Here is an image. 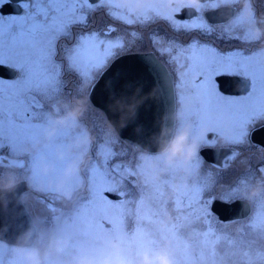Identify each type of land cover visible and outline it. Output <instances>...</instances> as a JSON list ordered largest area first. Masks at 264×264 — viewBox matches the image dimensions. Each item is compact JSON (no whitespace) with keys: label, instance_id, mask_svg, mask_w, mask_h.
Returning a JSON list of instances; mask_svg holds the SVG:
<instances>
[{"label":"snow or ice","instance_id":"obj_1","mask_svg":"<svg viewBox=\"0 0 264 264\" xmlns=\"http://www.w3.org/2000/svg\"><path fill=\"white\" fill-rule=\"evenodd\" d=\"M11 2L0 0V8ZM240 5L241 0L185 3L183 8L193 9L189 17L179 7L170 9L154 0H128L127 4L117 0H21L22 13L0 12V68L20 73L11 80L0 77V167L7 163L27 168L34 180L47 185L48 181L59 182L68 163L79 159V154L63 160L57 157L58 149L66 148L74 133L71 127L57 126L49 104L66 91L69 77L94 82L120 53L143 39L139 32L124 34L116 25L163 22L175 34L150 39L177 71L180 101L185 105L181 130L191 123V138L207 146L215 144L213 136L231 145L247 142L250 135L264 130V50H259L253 28L259 12L251 3L247 8ZM229 6L231 19L219 31L235 43L222 48L213 42L217 28L209 10ZM101 13L110 23L97 26ZM241 42L256 50H245ZM231 76L248 81L244 94L229 97L223 93L220 79ZM205 128L211 135H201ZM50 131L54 132L50 140L25 161L24 149L43 142ZM75 135L83 139L86 133ZM87 150L85 144L81 152ZM6 155L12 159L6 161ZM92 155L84 172L88 194L74 213L62 216L54 206L49 209L61 226V239L68 242L64 255L88 257L93 264L119 255L137 264L145 253L156 256L167 248L175 264H264V194L256 197L246 223L230 226L213 215L210 200L205 198L215 177L202 170L198 157L187 165L178 160L172 166L166 165L163 155L149 156L140 169L144 184L137 187L133 183L136 170L121 162L111 140L100 139ZM236 158L237 152L227 157L229 161ZM41 163L51 165L50 175H39ZM163 167L168 173L157 180ZM180 169L190 173L187 188L176 187ZM80 184V174H74L65 188L78 192ZM170 191L175 192L172 200L167 197ZM229 191L232 199L239 198V186ZM117 244L119 250L113 247ZM12 255L11 249L0 246V264H12Z\"/></svg>","mask_w":264,"mask_h":264},{"label":"flooded vegetation","instance_id":"obj_2","mask_svg":"<svg viewBox=\"0 0 264 264\" xmlns=\"http://www.w3.org/2000/svg\"><path fill=\"white\" fill-rule=\"evenodd\" d=\"M20 2L21 0H12L11 3L6 4L2 8H0V12L6 15L12 13L20 14L23 12V9L19 7ZM117 2L127 4L124 3L123 0H117ZM141 2L143 3L144 0H141ZM154 2L165 4L170 9H175L179 7L181 8V14L187 12L189 17H191V14L193 12V9L191 8L188 9L183 8V5L187 2L184 3L175 2L172 3L171 6H169L170 0H154ZM250 3L251 5H254V10L259 12L256 18V22L253 25V28L256 34H257V29L260 30L259 34H257V37L259 38V50H264V0H241L240 6L247 8L250 6ZM209 14L212 17V21L215 22V26L217 28V33L215 37H213V42L217 44V46L222 48L230 47L235 42L228 40V38L223 34H221L219 30L223 26L225 21L231 19V15H232L231 6L221 7L218 10L210 9ZM96 20H97V26H104L110 23L108 18L104 16L103 13L97 16ZM100 21H102L103 23L101 24ZM116 27L124 34H129L132 31L139 32L140 34H142L143 39L139 41H134L131 44V46L128 48V50L120 53L115 60L128 55H147L149 57H154L165 67L168 74L172 77L173 88H174V107H175V126H174L173 135H175L178 130H181L180 120H181L182 110L185 106L180 101V89L177 87V84L179 82L177 71L175 69V66L168 60L166 56L161 54V52L158 50V46L154 45L150 39V37H154V36H159L167 39L168 37H172L175 34L172 33L168 29L167 25L164 24L163 22H156L147 25H139V24H133L127 26L116 25ZM240 46L245 48V50H249V49L253 51L256 50L255 46L249 44L248 42H241ZM180 71L182 72L183 70ZM19 75L20 73L17 72L16 70L8 68V72L5 73V77H6L5 79H9V80L15 79ZM220 82L221 84L219 85V87L221 88L223 93L229 97H237L244 94L245 90L248 87V81L238 76L223 77L220 79ZM92 87L93 86L91 82L81 83L79 80L69 77V81L66 86V91L60 97H58L54 102H50L49 104L48 110L52 114V118L57 122L60 118L67 116L69 112H67L66 115L63 114V110L65 109L66 104H70L71 106H74L76 101L80 99L86 98L87 107H90L91 106L90 94ZM89 112L86 111L84 114H89ZM67 123L68 122L64 124L67 125ZM64 124H61V126H64ZM77 124H78L77 130L75 127L72 129L74 135L70 136L66 141V148H60L57 151V157L61 160L65 159L68 156H74L77 154H79V157H81V147H83L85 144L89 147L88 150L89 149L91 150L90 144L92 143L91 142L92 132H90V128H89L90 117L89 119H87V117L80 118ZM186 125H190L192 128L191 123H188ZM186 125H184V127ZM80 131L86 133V136L83 139L75 135V133ZM201 135L208 136L211 135V133L209 129L205 128L202 130ZM189 139L190 141L192 140L191 131H190ZM213 139L215 140V144L211 146L202 145L198 140L199 149H198L197 157L202 161V170L205 172L210 171L215 177V184L213 185L210 191L205 193V198L210 200L211 210L213 204L217 201L226 204L248 203L251 207V214H250L251 216L254 212L255 203L252 201V197L249 198L248 193H250L257 185H259L260 188L264 186V170H261L262 168H264V146L257 144L253 141V134L249 136L247 142L240 145L228 144L224 141L223 138L220 137L213 136ZM85 140H87V142L82 143V141ZM94 145L96 144L94 143ZM71 148H74V150H72ZM257 150H259L262 153V155L260 162L254 166L252 163V156L255 154ZM134 152H135V157L130 163H128V165L136 170L137 175L133 183L137 187H139L142 186L145 181V177L142 174H140V169L143 165L146 164L147 162L146 158L149 156L161 155V154L149 153L140 149L139 147L136 150H134ZM232 152H237V158L234 161H229L227 157ZM86 154L87 151H85L84 154L82 155L83 161L84 158L86 157ZM91 155L89 156L90 160L91 157H93V155L92 156ZM120 157H121V162L125 163V161L123 160V155H120ZM5 160L10 161L11 159L5 158ZM77 161L78 160H71L68 163L65 170H69V168L72 166H76L77 168L80 165V164L78 165ZM225 164L229 165V167L224 168L223 165ZM5 166L7 167V169L11 168V166H9L7 163L5 164ZM18 169L19 171L21 170V168L19 167ZM162 169H163V174L161 175V177H164L168 173V168L163 167ZM189 176L190 173L188 171H186L185 169H180L177 173L176 187L179 188L181 185H183L185 188H187L189 186L188 185ZM193 179H195V177H193ZM234 186H239L241 189L240 196L237 199H232L230 196L229 190ZM31 191L32 189L31 187H29V191L23 194L22 200L24 196ZM66 191L69 192V190ZM261 193L264 194V187L263 190H261L259 195H257L256 197L260 196ZM167 197L169 200L174 199L175 192L172 191L168 192ZM67 199H69V197ZM53 204L57 206L58 202L54 201ZM67 210L68 209L62 210V213L64 212L68 213ZM72 210H73L72 212L73 214L75 208H72ZM61 215L68 216V214H61ZM213 215L218 220L221 221L220 216L218 214L213 212ZM230 216L231 218H234L236 216V213H233L232 215L226 214L225 218L228 219ZM250 216L247 217L246 219H238L228 223L230 224L234 222L247 221L250 218ZM47 233L49 232L47 231ZM10 247H14V246H10Z\"/></svg>","mask_w":264,"mask_h":264},{"label":"water","instance_id":"obj_3","mask_svg":"<svg viewBox=\"0 0 264 264\" xmlns=\"http://www.w3.org/2000/svg\"><path fill=\"white\" fill-rule=\"evenodd\" d=\"M6 72L8 68H0V77L6 78ZM90 101L105 114L120 139L134 143L146 152L160 153L165 140L173 136L175 107L172 77L154 57L128 55L115 60L93 85ZM253 141L264 146V130L254 133ZM28 191L27 182L21 181L0 200L1 243L16 247L29 234L28 247L36 242L37 228L22 200L23 194ZM212 210L224 222L246 219L251 214L248 203L217 201ZM233 213H236L234 218H225L226 214Z\"/></svg>","mask_w":264,"mask_h":264},{"label":"rangeland","instance_id":"obj_4","mask_svg":"<svg viewBox=\"0 0 264 264\" xmlns=\"http://www.w3.org/2000/svg\"><path fill=\"white\" fill-rule=\"evenodd\" d=\"M98 80V77L94 82H91L92 86L96 83ZM75 106V105H74ZM74 106H71L70 104H66L65 109L63 110V114L66 115L67 112H70ZM87 111L89 114H83L80 118L82 117H87L89 119L90 117V132L91 134V150H87L86 157L84 158L82 155L84 152H81V157H79L77 163V171L74 172L71 175H68V170H64L63 173V178L59 182H52L48 181L47 185H45L43 180H40L37 182L34 180L33 173L29 171L27 168L21 169L19 171L18 167H11L7 169V167L4 165V167H0V180H7L9 178H13L17 181H26L31 187L32 191L27 193L23 201L31 214L34 224L37 228V239L36 242L32 247L40 249V251L43 253L45 251H48L49 249V243L53 239L60 238L61 239V226L56 223V221L53 219L54 213H52L49 209L50 207L55 206L53 202H58V205L55 206L57 209V212L59 214H68L71 215L73 210L72 208H76L78 206L79 201L84 198L88 193H87V179L84 176L85 169L88 167L89 162L92 161L93 157H91L90 160V155L93 151L94 148V143L97 145V143L100 141V139L105 140L106 142L111 140L114 144V147L116 151H118V155H123V160L125 161L126 164L130 163L133 158L135 157V152L138 148V146L134 143L121 140L109 122L106 119L105 114L100 111L99 109L95 108L92 103L90 107H87ZM51 114V113H50ZM62 114V115H63ZM52 116V114H51ZM79 118V119H80ZM75 119L76 121L75 124H70V121H73L72 119H69L67 122V125L64 124L65 127H71L72 129L75 127L76 130L78 128V120ZM57 126H61V124L57 123ZM54 134L53 131H50L49 133L46 134L45 140L41 143H37L34 147L30 146L24 149L23 152V158L25 161L31 156V154L34 151H38L44 143H47L48 140H50V135L52 136ZM94 138V140H93ZM93 140V141H92ZM92 145V146H91ZM89 147L87 146V149ZM74 150V148H71ZM82 149V147H81ZM261 155L262 153L257 150L255 154L252 156V163L253 165H257L260 160H261ZM92 156V155H91ZM6 159H12V157L5 156ZM81 159V160H80ZM86 161V162H85ZM38 172L40 176H48L52 172V167L51 165L47 163H41L38 165ZM74 174H80L81 176V184L78 192H72V191H66L65 185L66 182L74 175ZM163 174V169L160 170V173L157 174L156 179L159 180L161 179V175ZM63 184V187L60 188L59 186ZM264 187V186H263ZM263 187L261 190H263ZM40 194V195H39ZM262 194V193H261ZM69 197V199H67ZM256 196L252 197V201L255 203ZM76 203V204H73ZM68 209V213L64 212L62 213V210ZM255 209V207H254ZM247 221H240V222H234L230 223V226L232 225H240L242 226L244 223ZM47 231L49 233H47ZM0 246L4 248H9L12 250V264H23L22 258L19 256V254L16 252V247H10L4 243L0 242ZM65 250L62 254L59 255V257H55V259H58L59 264H68L69 261L73 260V258L78 257L77 255H71V256H66L64 255Z\"/></svg>","mask_w":264,"mask_h":264},{"label":"clouds","instance_id":"obj_5","mask_svg":"<svg viewBox=\"0 0 264 264\" xmlns=\"http://www.w3.org/2000/svg\"><path fill=\"white\" fill-rule=\"evenodd\" d=\"M127 3L128 0H123ZM175 2L180 3H192L194 5H199L202 0H170V5ZM260 30L257 29V34ZM87 111V101L85 99L77 100L75 106L67 114V116L60 118L57 123L64 124L69 119L75 120L79 119ZM190 131L191 126L186 125L182 130H178L175 135L172 136L170 140H165L161 147L160 154L166 158V165L175 166L177 161H183L185 165L194 160L197 157L199 143L198 140L192 139L190 141ZM116 133V132H115ZM165 136L168 135L167 132L164 133ZM87 140L82 141L86 143ZM86 162V161H85ZM154 167L153 165H150ZM78 169L76 166H72L68 170V175L73 174ZM17 186V181L13 178L7 180H0V200H3L5 196L12 192ZM63 187V184L59 186ZM261 188L257 185L250 193H248L249 198L259 195ZM171 219V216L168 217ZM29 236H25L23 243L16 246V252L23 260V264H59L58 259L60 254L64 252L67 247V240L56 238L50 241L48 251L41 252L40 249L34 247H28ZM114 248L119 250V245H113ZM68 264H93V261L88 257L78 256L69 261ZM104 264H132V262H125L121 256L117 255L114 258L109 257ZM137 264H175V259L172 253L167 249H162L156 256H152L149 253H145Z\"/></svg>","mask_w":264,"mask_h":264},{"label":"trees","instance_id":"obj_6","mask_svg":"<svg viewBox=\"0 0 264 264\" xmlns=\"http://www.w3.org/2000/svg\"><path fill=\"white\" fill-rule=\"evenodd\" d=\"M118 136V135H117ZM119 137V136H118ZM122 140V139H121Z\"/></svg>","mask_w":264,"mask_h":264}]
</instances>
